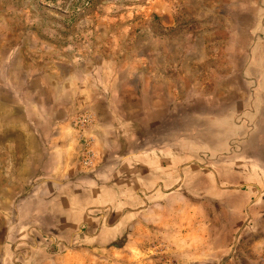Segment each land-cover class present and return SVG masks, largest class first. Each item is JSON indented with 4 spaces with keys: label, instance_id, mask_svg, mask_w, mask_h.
I'll list each match as a JSON object with an SVG mask.
<instances>
[{
    "label": "rangeland",
    "instance_id": "374dc122",
    "mask_svg": "<svg viewBox=\"0 0 264 264\" xmlns=\"http://www.w3.org/2000/svg\"><path fill=\"white\" fill-rule=\"evenodd\" d=\"M258 132L264 0H0V264H62L71 236L76 264H137L132 222L114 232L104 204L110 187L120 201L121 175L133 209V157L186 146L205 173L230 176L264 164ZM72 177L100 190L89 191L97 232L55 225L76 208ZM147 246L151 264H179Z\"/></svg>",
    "mask_w": 264,
    "mask_h": 264
},
{
    "label": "crops",
    "instance_id": "0c3cea01",
    "mask_svg": "<svg viewBox=\"0 0 264 264\" xmlns=\"http://www.w3.org/2000/svg\"><path fill=\"white\" fill-rule=\"evenodd\" d=\"M215 133L224 136L225 130H214L213 135ZM251 134V130L248 131V137ZM253 136L257 138L253 145L257 147L255 152L263 156L264 133L258 132ZM254 140L250 137L248 145L244 146L245 152L249 150L254 154L249 144ZM208 148L212 149L210 146ZM189 149L186 146L175 151L173 148L155 149L133 157L129 179L133 189V209L126 213L124 176L119 175L116 179L115 188L121 197L115 208L111 202L114 187L104 189L110 195L104 204L107 203L106 207L110 208L112 226H115L113 231L123 234L132 222L129 231L136 234L132 247L135 250L133 259L138 261L137 264L150 263L144 258V250L151 242L178 255L179 264H264V260L262 262L260 259L264 255V229L261 226L264 219L262 159L242 162L239 168L236 162H232L236 170L230 176L216 173L209 175L205 173L206 166L203 167L200 161L191 157ZM238 169L241 172L238 173ZM71 179L74 190L71 200L75 201L76 208L69 205V212L63 214L60 220L56 219L55 225L70 233L77 229L80 234L93 233L100 224L88 218V212L94 207L92 200L89 202V191L92 189V193L98 197L100 190L97 193L95 183H91V180ZM81 188L88 190L87 193L83 192L84 196L80 192ZM82 197L84 200H78ZM97 202L96 205L103 204L102 201ZM78 203L81 208L77 207ZM252 217L258 219L257 226L249 223ZM98 243L97 240H91L90 246L100 248L102 245ZM75 244L71 236L68 246L63 247L68 248V252L58 255L56 259H60L62 264H76V253H73Z\"/></svg>",
    "mask_w": 264,
    "mask_h": 264
}]
</instances>
